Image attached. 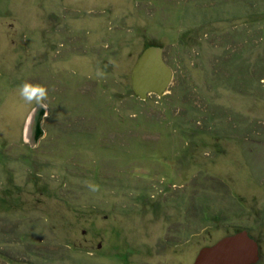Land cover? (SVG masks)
<instances>
[{"label":"rangeland","instance_id":"374dc122","mask_svg":"<svg viewBox=\"0 0 264 264\" xmlns=\"http://www.w3.org/2000/svg\"><path fill=\"white\" fill-rule=\"evenodd\" d=\"M149 45L174 77L141 100ZM246 138L264 141V0H0V264H194L242 231L264 264Z\"/></svg>","mask_w":264,"mask_h":264},{"label":"water","instance_id":"95a60500","mask_svg":"<svg viewBox=\"0 0 264 264\" xmlns=\"http://www.w3.org/2000/svg\"><path fill=\"white\" fill-rule=\"evenodd\" d=\"M174 72L160 46L147 47L137 58L131 72L134 94L147 100L151 94L162 96L172 83ZM241 154L257 185L264 182V141L246 138L240 144ZM100 247V245H99ZM259 247L246 231L227 236L201 249L194 264H257Z\"/></svg>","mask_w":264,"mask_h":264},{"label":"clouds","instance_id":"9594fccd","mask_svg":"<svg viewBox=\"0 0 264 264\" xmlns=\"http://www.w3.org/2000/svg\"><path fill=\"white\" fill-rule=\"evenodd\" d=\"M20 98L28 104L35 102L41 105V102L46 98V89L42 86H35L29 83H24L19 87Z\"/></svg>","mask_w":264,"mask_h":264},{"label":"flooded vegetation","instance_id":"af4514ba","mask_svg":"<svg viewBox=\"0 0 264 264\" xmlns=\"http://www.w3.org/2000/svg\"><path fill=\"white\" fill-rule=\"evenodd\" d=\"M39 109V108H38ZM38 111V110H37ZM242 155V154H241ZM243 158V157H242ZM244 160V159H243ZM245 162V161H244ZM246 163V162H245ZM247 165V164H246ZM249 169V168H248ZM251 174V173H250ZM256 183V182H255ZM259 186V185H258ZM227 237V236H226ZM225 238V237H224ZM221 240V239H220ZM214 245V244H213ZM212 246V245H211Z\"/></svg>","mask_w":264,"mask_h":264},{"label":"trees","instance_id":"16d2710c","mask_svg":"<svg viewBox=\"0 0 264 264\" xmlns=\"http://www.w3.org/2000/svg\"><path fill=\"white\" fill-rule=\"evenodd\" d=\"M149 46H151V45H149Z\"/></svg>","mask_w":264,"mask_h":264}]
</instances>
